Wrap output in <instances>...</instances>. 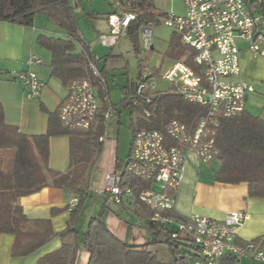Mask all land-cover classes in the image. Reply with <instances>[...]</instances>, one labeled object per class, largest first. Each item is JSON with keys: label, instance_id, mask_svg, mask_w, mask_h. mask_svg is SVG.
Instances as JSON below:
<instances>
[{"label": "built area", "instance_id": "1", "mask_svg": "<svg viewBox=\"0 0 264 264\" xmlns=\"http://www.w3.org/2000/svg\"><path fill=\"white\" fill-rule=\"evenodd\" d=\"M178 1L183 4V13L164 12L159 24L171 28L182 43L195 52L192 65L180 59L162 74L139 73L129 102L132 108L140 107L143 118L152 117L155 97L162 93L157 90L158 82L164 80L171 85L170 93L200 105L202 110L189 124L171 119L162 130L136 129L125 170L140 180L139 184L126 182L123 176L113 172L105 176L104 187L97 188L96 192L106 194L107 200L117 205L141 203L149 211V222L171 231V239L188 236L198 249L196 255H186L188 264H220L226 256L250 258L264 264V247L260 242L252 240L243 245L235 242L238 227L249 217L246 212H230L223 220L198 213L179 218L171 213L176 207V193L187 153H195L204 163L216 159L219 150L215 136L219 121L246 110L247 97L255 89L239 79L238 41H245L255 56L264 51L261 17L254 15L245 0ZM134 17L116 3L115 10L106 18L112 43L126 36ZM154 26L142 27L139 31L147 50H152ZM40 63L41 59L35 54L25 59L27 67ZM88 69L90 77L73 80L58 108L57 115L69 128L88 129L96 123L98 115L107 128L110 118L118 111L110 99L109 86L101 69L94 61L88 62ZM8 75L26 89L28 97L38 96L45 86L31 69H13ZM105 133L98 140L103 142ZM78 203L79 198L73 197L69 208L74 210ZM175 256L178 258L180 253Z\"/></svg>", "mask_w": 264, "mask_h": 264}, {"label": "trees", "instance_id": "2", "mask_svg": "<svg viewBox=\"0 0 264 264\" xmlns=\"http://www.w3.org/2000/svg\"><path fill=\"white\" fill-rule=\"evenodd\" d=\"M128 5L127 11L133 13L135 19L131 21L126 36L131 39L134 51L139 52L140 29L158 25L164 12L158 11L154 0H131ZM250 6L257 8L264 18L263 4L259 0ZM38 15L44 16L64 34L58 37L39 34L37 37L38 45L51 56L52 75L65 87H69L75 79L89 78L88 62L96 61L84 44L70 0H0V22L32 26ZM77 46L83 49L77 51ZM167 54L174 60L185 59L192 65L195 52L173 32ZM133 85L124 88L121 102L130 109L133 133L136 129L162 130L171 119L189 124L202 110L200 105L186 102L177 94L161 93L155 97L152 117L145 119L140 116V107L132 108L129 102ZM2 104L0 101V236L13 235V256H27L51 239H64L73 231L72 226L89 192L91 169L103 149V142L98 139L104 135L106 123L98 115L96 123L88 129L69 128L61 122L57 110L48 113L45 134L27 135L5 121ZM219 122L215 142L220 168L215 173V179L229 184L246 183L250 196L264 199V119L245 110L237 116L221 118ZM58 135L67 136L70 142V164L66 172L52 170L48 165V141L51 136ZM126 162L115 165L116 173L123 176L126 182L139 184L140 180L126 172ZM46 186L66 189L79 198L69 226L59 233L53 230L48 219L29 220L17 203L19 197L33 194ZM136 204L141 205L139 202ZM151 229L157 236L153 243H164L174 256L177 253L180 256L164 262L149 249L152 242L140 246L124 243L103 220L96 217L83 233L84 248L89 254L88 264H188L186 255H196L198 249L188 236L171 239V231L165 227L152 225ZM75 259L76 248L64 242L62 247L41 257L36 263L74 264Z\"/></svg>", "mask_w": 264, "mask_h": 264}, {"label": "crops", "instance_id": "3", "mask_svg": "<svg viewBox=\"0 0 264 264\" xmlns=\"http://www.w3.org/2000/svg\"><path fill=\"white\" fill-rule=\"evenodd\" d=\"M254 1L247 0V3L251 5ZM250 5L255 16L263 17L258 14L257 8ZM114 10L115 6L107 15ZM43 17L38 15L32 26L0 22V101L3 103L5 121L17 126L27 135H41L47 132L48 113L58 110L69 88L52 75L51 56L37 43L39 34L64 36L63 31ZM82 37L94 58L91 48L85 42L83 35ZM238 45L241 68L239 79L252 84L255 89L247 97L246 110L264 119V51L255 56L245 41L239 40ZM81 46H77V51L83 49ZM32 54L37 55L41 63L27 67L25 59ZM13 69H31L36 72L45 84L40 94L36 97H28L26 89L9 78L8 73ZM100 69L105 71L104 67ZM119 114L120 112L117 111L116 115ZM114 132L115 127L110 123L103 139V149L91 169L90 191L78 212L71 234L64 239L55 237L27 256H13L15 237L3 234L0 236V264H37L41 257L58 250L64 242L76 248L74 264H88L89 254L84 248L83 233L88 230L91 221L96 217L103 220L107 228L122 242L135 246L152 242L149 249L154 253L157 252L158 243H153L157 236L151 229L149 211L144 205L115 204L114 207L108 208L105 194L96 192L97 188L104 187L105 176L117 172L115 165L119 162L122 164L130 154V150L127 151L124 161L119 158L118 144L113 138ZM48 142L49 167L58 172H66L70 164L69 138L65 135L51 136ZM215 160L218 158L204 164L195 153H187L182 181L176 193V207L171 213L179 218L198 213L223 220L230 212H246L249 217L241 227H238L236 244L243 245L255 240L264 247V199L250 196L246 183L229 184L217 181L215 173L220 168V162L213 164ZM73 197L75 195L66 189L46 186L33 194L19 197L17 203L29 220L48 219L53 230L59 233L64 231L71 221L73 210L69 208V204ZM174 257L172 253L170 261ZM220 264L262 263L250 258L226 256Z\"/></svg>", "mask_w": 264, "mask_h": 264}, {"label": "rangeland", "instance_id": "4", "mask_svg": "<svg viewBox=\"0 0 264 264\" xmlns=\"http://www.w3.org/2000/svg\"><path fill=\"white\" fill-rule=\"evenodd\" d=\"M70 1L79 24L80 34L84 36L85 42L91 48L96 65L99 68H105L103 75L109 86L110 99L120 112L119 115L110 118L108 126L111 123L115 127L113 138L118 144L119 158L124 161L127 157V151L131 148L133 137L129 108L121 104L124 97V87L136 83L141 72L149 71L152 74H162L175 63L176 60L167 54L170 37L174 31L163 23L154 26L151 38L153 49L147 50L144 47V41L140 34L139 52H135L132 41L128 36L120 37L118 41L112 43L109 39L111 28L108 24V19H106L108 18L107 13L116 3H119V7L127 11L131 0ZM259 2L263 4L264 11V0H259ZM154 5L161 12L174 11L177 14L183 13V4L178 0H154ZM258 14L260 15L261 12H258ZM259 24H261L260 28L264 33L263 17L260 18ZM157 90L162 92V94L170 93L171 85L164 80H160ZM218 163V160L213 162V164ZM105 199L107 200L106 194ZM106 204L108 208L115 206L114 203L108 200ZM156 249L157 258L163 261H170L172 252L166 244L158 243Z\"/></svg>", "mask_w": 264, "mask_h": 264}, {"label": "water", "instance_id": "5", "mask_svg": "<svg viewBox=\"0 0 264 264\" xmlns=\"http://www.w3.org/2000/svg\"><path fill=\"white\" fill-rule=\"evenodd\" d=\"M151 49H153V46H151Z\"/></svg>", "mask_w": 264, "mask_h": 264}]
</instances>
